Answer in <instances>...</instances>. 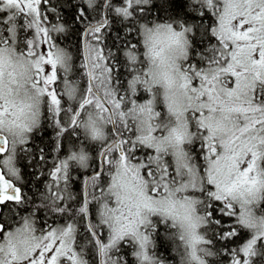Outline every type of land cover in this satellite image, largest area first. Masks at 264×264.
Masks as SVG:
<instances>
[{"label":"snow or ice","instance_id":"6c2138e0","mask_svg":"<svg viewBox=\"0 0 264 264\" xmlns=\"http://www.w3.org/2000/svg\"><path fill=\"white\" fill-rule=\"evenodd\" d=\"M0 264H264V0H0Z\"/></svg>","mask_w":264,"mask_h":264}]
</instances>
